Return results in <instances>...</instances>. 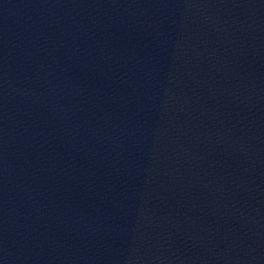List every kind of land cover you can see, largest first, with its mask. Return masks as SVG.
Returning a JSON list of instances; mask_svg holds the SVG:
<instances>
[{"label":"water","instance_id":"water-1","mask_svg":"<svg viewBox=\"0 0 264 264\" xmlns=\"http://www.w3.org/2000/svg\"><path fill=\"white\" fill-rule=\"evenodd\" d=\"M0 264H181L128 216L0 126Z\"/></svg>","mask_w":264,"mask_h":264}]
</instances>
